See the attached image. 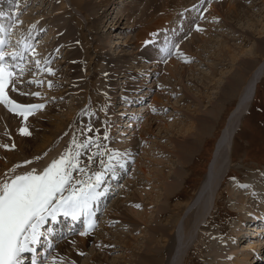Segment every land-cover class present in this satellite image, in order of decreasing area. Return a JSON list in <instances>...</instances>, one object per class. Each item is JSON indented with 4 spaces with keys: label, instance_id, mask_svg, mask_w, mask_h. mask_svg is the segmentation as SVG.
<instances>
[{
    "label": "rangeland",
    "instance_id": "rangeland-1",
    "mask_svg": "<svg viewBox=\"0 0 264 264\" xmlns=\"http://www.w3.org/2000/svg\"><path fill=\"white\" fill-rule=\"evenodd\" d=\"M6 1L8 3L7 6H10V13L8 14H11L12 20H14L10 24L14 22L16 25L14 27L16 29L10 28V31L7 30V43L11 45L10 49L12 48L13 51H16L19 46H22V53L24 46L31 54L41 52L40 54H36V56L43 59L40 61L39 67L32 64L33 61H31L30 64L31 66L33 65L31 69L34 68V70L26 73L23 72L24 74L19 76L14 85L16 89L21 86L29 87L31 90L35 89V87L38 88L42 96L39 94V96L30 97V99H45L46 102L43 104L44 109L50 104L54 105V109L49 112L51 119L55 118L56 120L59 118L61 122L57 124V122L48 120L38 129L40 122L43 120L42 117L47 116L48 112L46 113V109L41 112L43 114L42 116H36V119H32L34 122L30 126H36L43 140L47 141L56 138L43 154H35L30 160H25L28 152L33 153L39 147V140L34 138L35 136L32 134L33 128L30 135L22 136L19 129L23 126H18L9 118L8 120L12 122L10 125L11 129L13 127L12 130H9L10 135H12L9 144L15 145V147H10L9 150L6 149L3 153L7 152L13 155V158H4L5 165L10 160V163L13 165H7L8 167H2L0 169V183L5 181L9 182L8 176L11 177V173L17 176L21 175V173H26V171H32L33 169L36 171L44 163L45 159L49 158L47 156L52 155V158H55L56 156L61 157L69 151L72 152L73 150L71 148L74 146L73 141L75 140L77 125L80 122L91 120V112L94 106L95 112L98 115L103 116L105 120L109 119L111 123L110 125L109 121H107L109 129L113 128L112 123L116 126V128L112 129L113 131L110 137L116 138L118 136V139H111L113 141L110 142L117 141L118 146L116 148L121 154V159L113 158L110 162L111 166L119 163L115 161H121L120 164L122 165L124 162L127 170L115 182L119 187L115 191L116 195L113 194V191L112 195L108 196L110 199L107 204L104 207H100L101 215H99V219L101 218V221L99 228L93 233V235L95 234L94 238L92 235L91 243H88L80 252L74 250L72 253H65L68 250L67 248L73 245L72 240H75L80 233L73 232L65 240L58 242L59 244L56 246V250L52 253L53 264H131L136 259V254L139 253L137 249L141 248L139 245L149 247L150 243L148 242L153 241V235L156 237V241H161L159 239L160 234L156 230L161 228L162 225L163 227H165L164 225L172 226V221H167L168 216L170 217L174 214L172 209L176 206L179 208V210L177 208L176 210L178 214L181 213L180 219L178 220L180 225L181 218L187 212L186 207L189 204L188 202L191 203L192 198H195L194 194L206 174L207 165L212 157L214 145L219 138V134L225 126V121L228 116L236 108V91L239 85L236 84L234 88L228 89L229 85L236 78L238 79L237 72L242 66L247 65L248 62L251 64L250 68L246 71L247 75H249L264 60V0L256 1L255 4L252 3L253 0H238L239 2L237 4L236 2L232 3V1L237 0H221L219 3H224V5H220L221 7L219 6L217 11L223 15L221 16L218 13L219 17H216L215 14L212 16V6L209 8L210 10L206 8L207 10L205 11L209 10L205 18L206 20L198 19L196 21L194 27L191 29H194L193 34L190 37H186L183 42L178 36L179 38H177L173 49L167 51L166 56H163L161 61L152 60L148 62L145 66L146 71L141 72L142 75L138 77L137 81L131 79L129 76L131 72L126 73L128 78L130 77L129 79L121 78L123 74L119 73L122 70L123 72L128 71L131 67L133 68L135 66L134 63L136 62L134 60L136 56L133 52H136L137 49H134L136 44L133 42L136 39V33L148 30V27H154L153 25L161 18L154 16L151 19H140V16H143V12L147 7L146 0H103L110 1L112 7H102L101 9L98 7L101 4V0H86L88 5L86 4L84 9L89 8L90 10L85 11H81L83 9L75 3L76 0H27L28 3L18 9L14 8L16 5L14 3L19 0ZM160 2L161 0H156L157 5H160ZM229 4L233 6L241 4L239 5L241 7L237 11L233 7H228ZM186 5H189V1L184 6ZM246 7H249V9ZM113 8H116L115 11ZM91 11L95 12L96 17L99 18L97 22V25H99L98 33H91L93 25L91 22L87 24L86 19L91 17ZM112 13L114 14L112 15ZM129 14L136 15L140 18L132 16L129 19ZM61 15L67 16L69 21H67L68 26L72 27L73 32L75 31V42L79 43L80 33V35L86 36L84 40H86L87 44L82 54L84 53L83 55L86 56L92 52L94 55L92 60L91 58H87V63L84 61L86 69L84 72H81L77 66L76 68L72 66L68 69V65L65 63L67 58L65 59L63 56L66 54V50H63L64 54L62 53L58 57V53L53 54L51 49H49L52 46L55 48L56 42H61L58 40L59 35L58 37L53 35V32L56 30L54 27L59 28L56 24L58 23L57 18L62 17ZM111 15L113 18H116L114 22L120 17L124 19L118 29H115V27L109 28L108 23H104L109 20ZM8 20L10 21V17H8ZM132 20L134 25L132 24ZM136 20L138 21L136 22ZM144 21L147 22L146 26L143 24ZM43 22H45V25L42 24ZM27 23L29 28H26ZM41 24L44 26L42 27ZM35 29L36 31L33 33ZM37 31H42V33L39 32V35H36ZM113 31L114 33H112ZM162 32L163 30L158 31L156 34L150 32V38H153H151L150 42L153 45H158L161 39L164 40L160 38ZM166 34H168L170 40H174L169 37V33ZM31 37H33L32 40L30 39ZM203 40L208 41L205 46L201 44ZM108 41H115L114 44L117 43L118 45L114 48L112 44L109 45L108 43V47L111 46L112 48L106 47L103 49V43L106 44ZM192 41H196L197 44L192 48L193 53L186 50V47ZM52 43H55V45ZM152 43L147 44L145 49L149 50L150 48H154L152 47ZM191 46L193 45L191 44ZM71 49H74V46ZM105 51H108V54L112 55V57H117L121 60V63L113 62L114 74L111 78L116 81L114 83V93L108 100L109 105L101 107L102 105H96L93 100L94 96L97 95L94 92L98 90L96 87L98 84L97 77L94 76V73L98 71L97 65L104 66L106 64L108 58L104 53ZM95 52L100 54L97 59L94 54ZM47 54H50L53 59L50 63L45 64L44 61L47 59V56H44ZM68 57L70 58V56ZM239 63H242V66ZM120 66L122 68H119ZM43 68H51L54 74H46L47 78L42 73ZM22 69L23 67L20 70ZM28 69L30 68L28 67L26 71ZM174 69L179 71V76L173 77L170 74V70L173 71ZM31 74L33 75L32 77ZM126 74L125 77L127 76ZM76 76H79V84H84V88L79 90L84 100H82V106L77 112L72 109V106L77 101L79 95H74L75 92L68 91L69 83ZM52 77L57 81V89L64 91L60 98L54 97L53 99H49V96L45 93L47 80ZM30 81L32 82L29 84L28 82ZM35 81H39V83L36 84ZM117 82L122 83L118 86ZM163 83L166 84L162 89ZM135 84L141 85V87L135 88L137 86ZM137 90L140 93L142 92L143 99H134L135 94H139ZM164 90L171 92L173 96H170L167 101H163V105L157 104L153 100H156V97L159 96L158 94L163 93ZM122 91L127 94V97H121ZM51 92H53L52 89ZM8 94L11 100L17 101L16 99L18 98L15 96L17 94L14 95L15 97L10 96L12 91ZM23 99H25V96H23ZM124 102L127 104H123ZM2 105L0 110L7 117L8 113L5 110L8 108L4 104ZM85 105L89 109L82 108ZM91 106L92 108H90ZM120 106L123 109H120ZM11 117H13V114ZM16 117L18 119L19 117L23 118V116H18L17 114ZM207 118H210L212 121V127L210 133L204 136L203 142L199 144V140H195L196 132L199 131L200 122L207 120ZM63 120H65V123L70 120L67 125L68 128L63 134L58 135L57 133L62 127ZM127 122L133 124L128 125L126 124ZM120 123L123 127L120 126ZM0 128H3L1 124ZM121 128L124 133L119 137V130ZM151 130L154 132L153 134L150 132ZM115 132L117 133L114 136ZM17 136L28 140L24 142L25 144L22 143L23 150H19L18 148L19 138ZM234 136L232 153H230V174L218 192V200L212 208V212L209 213L208 220L205 223H203L205 219L202 220V224L200 223L191 230V240L186 246L187 249H184L185 251L182 257H179L178 264H205L202 257H206L208 254L214 259L213 264H253V259H249V256H246L249 260L246 261L244 259L246 255L244 251L250 252L249 249L251 248L247 243L250 240L244 241V239H247L246 233L248 234V231H245L247 222L244 220L250 219L254 214L258 213L257 211L260 208H258L256 203L249 204L245 201L243 203L245 206L241 204V195H244L243 189L246 190L245 188L247 187L245 182L251 180V178L255 180L260 178L261 181H264V79L256 86L254 99L248 111L244 112L241 118V124ZM185 141L195 146V148L188 150L189 152L194 151V153L187 160L186 164H179L177 163V156L179 152L182 153L181 145L185 144ZM121 142L122 145H128V148L121 150L124 148V146H121ZM107 149H110L109 152L114 150V144L111 145L108 143ZM89 158L90 156L85 157L83 160L86 161L85 163H88L90 168L85 164L84 166L86 167H83L85 171L80 174L82 178L84 177L83 180L89 181L92 178L91 180L94 181L93 174L95 172L93 173V169L99 171L101 170L99 167L106 164L103 163L101 166L92 168V163H89ZM25 161H31V163L26 164ZM16 165H20V167H15ZM111 170L105 176L106 181L104 180L103 188L107 185V181L111 175L116 177L121 172L120 169ZM116 170L118 171L115 172ZM99 172L101 173V171ZM80 174L78 178L81 176ZM73 176H76V174H72ZM230 179H233V182L230 183ZM176 180L181 183L180 188L172 192L164 190L163 186L166 182L171 184L172 181L174 183L177 182ZM229 185L231 186L229 187ZM166 191L167 193L165 195ZM105 197H107L106 194ZM167 198L169 199L168 201ZM101 199L104 200L103 198ZM136 205H139V207H136ZM210 206L212 207V204ZM164 207H167L168 210L166 208L165 211ZM261 218L262 216L259 219ZM154 224H157V227ZM263 224V222L255 223V227L258 226V229H256L253 235L254 238L251 239L252 242L254 241L252 247H254L253 244L257 248L261 244L264 245ZM150 226L152 229L149 228ZM185 227L186 225L182 221L181 228L178 227L174 231L175 236L183 235ZM177 229L178 232L180 231L179 233L176 231ZM241 229L244 231H241ZM151 230L155 232L153 231L154 233L152 232V234ZM219 230H224V233L218 235ZM239 233V236L245 234L243 239L236 237ZM212 234L218 236L217 238L219 240L221 239V246L227 245L226 247L222 246L223 248L220 253L212 250L208 252V249H206L207 247H211V244L207 245L208 242L206 239L207 237H211ZM151 235L152 237H150ZM133 238L140 240L134 242L133 240L136 239ZM143 238L145 239L143 240ZM172 246L175 248L174 243ZM141 249L143 251V248ZM205 254L207 255L205 256ZM221 254L223 257H220L222 256ZM171 255L166 257V264H171L169 262ZM54 258L59 259L61 262L58 260L55 263ZM261 262L260 264H263Z\"/></svg>",
    "mask_w": 264,
    "mask_h": 264
},
{
    "label": "bare ground",
    "instance_id": "bare-ground-1",
    "mask_svg": "<svg viewBox=\"0 0 264 264\" xmlns=\"http://www.w3.org/2000/svg\"><path fill=\"white\" fill-rule=\"evenodd\" d=\"M188 1H189V5L184 6L185 4H187ZM219 1H221V0H196V1L195 0H161L160 5H157L156 4V0H146L147 7H146V10L143 12V16H140L141 17L140 18V17H138L136 15L134 16L132 14L131 15L129 14L128 18L131 19L132 16L133 17H138V18L143 19V20L144 19L146 20L148 18L151 19L154 16L157 17V18H160V17L161 18H160V20H158V22L156 24L153 25L155 28L154 27H152V28H154V29L148 27L147 29L150 30L149 32H148V30H143L142 32H138L140 34L136 33V35H135V38H136L135 40L136 41L134 40V42H133L134 44H136L134 49L135 48L137 49L136 52H133V53H135V56H136L135 60H134L136 63H134L135 66H133V68L132 67H131V69L129 68L130 70L125 71V72H123V70H122L119 73V74H123L121 78H126L127 79L128 78L127 74L129 72H131V73H129L130 74L129 76L131 77L132 80L134 79L135 81H137L138 77H140V75H142L141 72H145L146 71V69H145L146 64L148 62H150L151 60H157L158 59V57H159L158 53H153L152 51H149L151 48L150 49L148 48L149 50L145 49L147 44L152 43V42H150V40L152 38V37L150 38V36H151L150 32L156 34L158 31H162L163 30V32L169 33V37L171 39H174L175 38L174 37L175 34H177L179 36L182 31L187 30L188 28H190V26L194 23L193 21H194V18L197 16V14H199L203 20H206L205 18L207 17V14H208V12L210 10L209 8L211 6H212L211 12L213 13L212 16H214V14L216 15V17L219 14L222 16L223 14L219 13V11H217V9H218V7L220 5L223 6L224 3H221V2L219 3ZM256 1H261V0H255V1L253 0L252 3L255 4ZM234 2H236V4H237L239 1L238 0L237 1H232V3H234ZM5 3H7V1L0 0V39H4L5 42H7L6 32H7L8 28L6 27V25H5L6 22H4V21H5V18H8V14H7L8 13V9L5 7ZM13 3H14V1H13ZM26 3H28L27 0H19L16 3H14V4H16L14 8L18 9V8L22 7ZM75 3L77 5H79L83 9L81 11L90 10L89 8L84 9L86 7V4L88 3V2L86 3V0H76ZM225 3H228V2H225ZM231 4H229L228 7H231V8L233 7V9H235L237 11L239 10V7H241V6H239L241 4H239L238 6H233ZM215 5H217V6H215ZM43 6H45V5H43ZM108 6L109 7L111 6L110 5V1L101 0V4L98 7L101 9L102 7H108ZM181 6H182V9L180 10ZM8 7H10V6H8ZM206 8H208L209 10L205 11V10H207ZM246 8L249 9V7H246ZM115 9L116 8H113L114 11H115ZM178 10H180V11H178ZM113 14L114 13H112V15ZM112 15H111V17L108 20L109 22L106 21L104 23L105 24L108 23L107 25L109 26V28L115 27V29H118L124 19L120 17V18L117 19L116 22H114V20L116 18L115 17L113 18ZM226 15H227V13H226ZM244 15H246V14H244ZM61 16L62 17H58L57 18L58 23L56 22L57 23L56 25H58L59 28L54 27L56 30L53 32L54 36L58 37V35H59L58 40H60L61 42L60 41H59L60 43L56 42V46H55V48L57 47L56 50H55V48H53V46H52V48H49V49H51L53 54L54 53H58L57 54L58 57L61 56V54L66 50L67 51L66 54H65L66 56L65 55H63V56H64L65 59L67 58L65 63H67L68 69H70L72 66L74 68H76V66H77V68L80 69L81 72H84V71H86L85 66H84V61L86 62L87 58H91V60H92L94 55L92 54V52H91L90 55H86V56L83 55L84 53L82 54V51L83 50L85 51V45L87 44L86 40H84V37H86V36L80 35L81 34L80 33L79 34V43L75 42V40H76V39L74 40L75 31L73 32L72 27L68 26L69 25L68 24L69 21H68L67 16H63V15H61ZM116 17H117V15H116ZM86 20H87V24L91 22L92 25H93V27L91 28V33H98L99 25H97V22L99 21V18L96 17V13L92 12L91 13V17L86 19ZM137 21L138 20H136V22ZM44 23L45 22H43L42 24H44ZM12 24H10L9 26L12 27L13 26ZM42 24H41V26L43 27L45 24L44 25H42ZM132 24L134 25L133 20H132ZM143 24H145L144 26H146L147 22L144 21ZM78 25H79V23H78ZM171 25H173V26H171ZM54 28H53V30H54ZM35 31H36V29L33 30V33ZM193 31H194V29L190 30V32L187 34L186 37H190L193 34ZM39 32L42 33V31H37L36 35H39L38 34ZM112 33H114V31ZM109 34H111V33H109ZM82 36H83V38H81ZM161 41H162V39L158 43H161ZM206 41L207 40H203L201 42L202 46H205L208 43V41L207 42ZM114 42H112V41L109 42L108 41V42H106V44L103 43L102 48L105 49L106 47H108V43H109V45L112 44L113 45L112 47L115 48L118 44L117 43L114 44ZM52 44L55 45V43H52ZM191 44L193 46H191ZM126 45H128V43H126ZM152 45H153V43H152ZM195 45H197L196 41L190 42V45H188L186 47V50L187 51H191L193 53L194 51H192V48ZM72 46H74V49H71ZM148 46L151 47L150 45H148ZM262 46H263V44H262ZM8 47H9V44H8ZM112 47L110 46L108 48H112ZM221 49H223V48H221ZM222 51H225V50H222ZM9 52H11V51L9 50ZM227 52L229 53V51H227ZM104 53L107 55L108 60H107V62H106V64L104 66L97 65L98 71L96 73H94V76L97 77V83L98 84H97L96 87L98 88V90H97V92H94V93H97V95L94 96L93 100L96 103V105H99V104L102 105L101 107H105V105H109L108 104L109 103L108 100H109L110 96L114 93V83L116 81L111 78V77H113V74H114V72H113V69H114L113 68V62L116 61V62L121 63V60H119L117 57L116 58L112 57V55L108 54V51H105ZM9 54H11V53H9ZM94 54L96 55V59L100 55L97 52H95ZM31 56H32V61H33L32 64H34L35 66H36L35 61H39L40 62V61L43 60L39 56H36L35 53H32ZM68 56H70V58ZM44 57H46L47 58L46 60H48L49 62H51V60L53 59V57L50 56V54H47ZM239 64L242 66V63H239ZM250 65L251 64H249V62H248L247 65L242 66V68L240 70H238V72L236 71L238 79L236 78L234 80V82L233 83L231 82L230 85H229L228 89L234 88L236 84L239 85V88L236 91V96H237L236 97V104H235L236 108H235L234 111L231 112V115H229L227 120L225 121L226 124L222 128V131L219 134V138L216 141V144L214 145L213 154H212V157H211L212 161H210L211 163L208 162L207 166H209V168H207L206 174L204 175V177L202 179V183L200 184V186L198 187V189L196 190V192L194 194L195 198H192V201L194 199L195 200L193 202L191 201V203L188 202L189 204L186 207L187 208V212L184 214V217L181 218V222L179 221L180 225L178 223V220L180 219L181 213L178 214L177 210H179V208H177V206L174 207L172 209L174 211L173 216H170V217L168 216V218H167V221L169 220L168 222L172 221V224L170 223L172 226L164 225L165 227H163V225H162L161 228L156 230V232H158L160 234L159 235L160 236L159 239L161 241H158V240L156 241L155 240L156 237L154 235L152 237V235H151L150 237H152L153 241L150 238L151 241L149 240L150 242H148V243H150V245L148 244L149 247L148 246H146V247L144 246L145 247L144 248V247H142V245L141 246L139 245V247L143 248V251H141L142 250L141 248H137L139 253L136 254V255L137 256L139 255V257L135 256L136 259H134L133 262L131 261L132 262L131 264H166V257L168 255H171V254H172L171 258L169 257L170 258L169 262L171 264H178L179 257L180 256L182 257V254L185 251L184 249H187L186 246L191 240L190 239L191 238V230H193L195 226L199 225L202 222V220L205 219L203 223H205L208 220L207 217H209V213L212 212V208L215 206V204H216V202L218 200L217 199L218 198V196H217L218 192H219L221 186H223L224 182L226 181L225 179L230 174V171H229L230 162H231L230 153H232L231 150H232V146H233V139L235 138L234 135L236 133V130H238V128H239V126L241 124V118L244 115V112L248 111V109L250 107V104L252 103V100L254 99L256 86L259 83H261L263 81V79H264V60L261 62V64L257 65V68L255 67L256 69L254 68L255 70H253L251 73H249V75H247L246 71L250 68ZM20 67H21V65H20ZM20 67H19V71H20ZM252 67H254V66H252ZM119 68H122V67L120 66ZM30 70L32 71V70H34V68L30 69ZM40 71H41V68H40ZM20 73H21V71L19 72V75H20ZM42 73L46 77L49 74L46 71L45 68H43ZM125 74L127 75L126 77H125ZM170 74H172L173 77H176V76H179V71L177 69H174L173 71L170 70ZM53 77H55V76H53ZM53 77L49 78V80H47V84H46L47 88L45 90V93H46V95L49 96V99H53L54 97L60 98L61 95L64 93L63 90L60 91L59 89H57V85L58 84H57V81H55V78H53ZM78 77L79 76H76L75 78H73L71 80V82L69 83V86H68V91L75 92L74 95H76V94L79 95L77 97V101L72 106L73 107L72 109H74L76 112L82 106V100H84L82 95L79 92V90L84 88V84H82L83 87H82L81 84H79ZM35 82L37 84V82H39V81H35ZM49 83H51V87H49ZM120 83H122V82H119L118 86H119ZM12 84H13V82H12ZM12 84L10 85V89L8 91H6L7 89H5V93H6L7 96H9L8 93L12 91L11 90ZM165 84L166 83L162 84V87H161L162 89H163V86H165ZM135 85H137V84H135ZM54 86H56V87L54 88ZM37 87H39V86H37ZM139 87H141V85L135 86V88H139ZM51 89L53 90V92H51ZM124 91H122V95H121L122 98L123 97H127V94L124 93ZM126 92H128V91H126ZM137 92H139V90H137ZM22 93H26V94H22ZM32 93H39L42 96V93H40L38 88L35 87V89L31 90V89H29V87H22V86L18 88V91H12V94L10 96L11 97H15L16 96L18 99H16L17 101H15V102H17L18 104H21V105L44 104L46 102V100L43 99V98L42 99L40 98V99H37V100L30 99V97H32V98L36 97V95H32ZM15 94H17V95H15ZM141 94H142V92L141 93L139 92V94L136 93L134 99H136V100L137 99L139 100L141 98L143 99L144 98L143 94L142 95ZM158 95L159 96L156 97V100L154 99L153 101L157 102V104H162V105L164 104L163 101H167L170 96H173L171 92H168V91H165V90L163 91V93L158 94ZM23 96H25V99H23ZM105 99H107V100H105ZM130 102H132V101H130ZM134 103H135V101H134ZM2 104L3 103H0V107L3 106ZM123 104H127V103L124 102ZM53 106L54 105L50 104L48 107L45 108L46 109V113L47 112L48 113H47L46 117H42L43 120L40 122V124L38 126V129H40L45 124V121H48V120H52L53 122H57V124H60L61 120L59 118H57L56 120H55V118L51 119V115H50L49 112H51V110L54 109ZM45 109L43 108V109L37 110V111H35L33 113V115L32 114L28 115V118H27L26 121L24 120V118H21V117H19V119H18V117H16V114L14 112L9 111V108L7 110H5V111L8 113V115L12 116V114H13V117L8 116V115L6 117V114H4L2 112V110H0V124L3 126V128H0V169L2 167H8L9 165L10 166L13 165V164L10 163V161H11L10 159H9L10 161H8V164H6V165L4 164V158H9V157H12L13 155L10 154V153H7V152L3 153L4 150H6V149L9 150L10 149V147L9 148H5V147H3V145H9V146L12 145V144H9L11 142V139H12L11 138L12 135H10V131H9L11 129L10 125L12 124V122H10L8 120L9 118L13 121V123L15 122V124H17L18 126L21 125V126L25 127L29 132H31V130L33 128V133L32 134H33V136H35L34 138L39 140L40 145H39V147L37 149L34 150L33 153H29L27 151L28 154L27 155L24 154V155H26V159L25 160H30L31 157H33L35 154H43L44 151L46 149H48L49 146L53 143V140L56 137L51 139V140L45 141L41 137L42 135L41 136L39 135L36 126H34V127L30 126L31 123L34 122V120H32V119H34L36 116L37 117L42 116L43 114H41V112H43V110L45 111ZM120 109H123V107H120ZM93 112H95V107L94 106H93V111L91 112V117H92L91 120L80 122V123H78L79 125H77V129H76V133H75V140H74L75 143H74L73 148H71V149L73 150L72 151L73 155L78 151L80 153V156L78 157V160H79L78 168L73 170L72 174H76L77 175V172L80 171L79 169L82 168L86 164L85 163L86 161L83 160L85 157H89L90 156L91 159H90L89 163L90 162L92 163V168H96L98 166H101L103 163L104 164L105 163L106 164L107 163L110 164V162L112 161L113 158L121 159V154L116 148V146H118L117 141L113 142V143L110 142V141H113L111 139H115V140L118 139L117 138L118 136L116 138H113V137L111 138L110 137L111 133L113 131L112 129L116 128V126H114L113 123H112L113 128L109 129L108 128L109 127L108 126V122H107V121H109V119L105 120V118L103 116L98 115L96 112H95L96 114L93 113ZM133 115H134V113H133ZM69 121L70 120H68V122L65 123V120H63L62 127L59 129V132L57 133L58 135L59 134H63L67 130V128H68L67 125H68ZM109 123H110V121H109ZM126 124L132 125L133 123H130V122L128 123L127 122ZM110 125H111V123H110ZM211 125H212V121L210 120V118H207V120H204V121L200 122L199 131L196 132V138H195V140H199V144H200V142L201 143L203 142V140L205 138L204 136H206V135H208L210 133V130H211V127H212ZM120 126L123 127L122 124ZM120 126H118V127H120ZM12 129H13V127H12ZM108 129H109V132H108ZM121 131H122V128L119 130V132H120L119 133L120 134L119 137H121L122 134L124 133L123 131L122 132ZM150 132H152V134L154 133L152 130ZM116 133L117 132H115L114 136L116 135ZM146 133H148V132L146 131ZM16 134H18V133H16ZM140 136H142V135H140ZM17 138H19V137L17 136ZM24 138H26V137H24ZM140 138H142V137H140ZM19 139H20V142H19ZM19 139H18V144H17L18 148H19V150L20 149L23 150L22 149L23 148L22 147V143H24V142H26L28 140L23 139L21 137ZM85 141H91V143L88 145V147H86V148H78L77 147V145H79V144H81V143H83ZM108 143H110L111 145L114 144V150H112L111 152H109L110 149L106 150V147H107ZM121 146H124V148H122L121 150H124V149L128 148V145H126V146L122 145V142H121ZM193 146L194 145L192 143H188V141H185V144L181 145L183 151H182V153L179 152V154L177 156L178 157V160H177L178 162L177 163H179V164H186L187 163V160L189 158H191V156L194 153V151L189 152L188 150L195 148V146L194 147ZM47 157H49V158L45 159L44 163H42L41 166L38 165V166H40V168L37 170L38 171L37 173L41 172V169L44 168L46 165H48L50 162H53L54 160H57V157L52 158V155L47 156ZM110 157H112L111 160L109 159ZM115 162H121V161H115ZM108 166H111V164L108 165ZM112 166H115V165H112ZM84 167H86V166H84ZM92 168H91V171H92ZM96 170L97 169H93V173L94 172L96 173ZM8 171H10V170H8ZM99 171H101V170H99ZM99 171H97V172H99ZM26 172H28V171H26ZM101 173H102V171H101ZM119 177H120V175L116 176V178H115L116 181H117V179ZM178 180H179V178H178ZM178 180H176L177 182H175V183L172 181L171 184L166 182L165 185L163 186L164 190H168L170 192L176 191L178 188H180V184H181V183H179ZM253 180H255V179L251 178V180L245 182V185L247 187L245 188L246 190L243 189V192H244L243 194L244 195L239 194V195L242 196L241 204H243L245 201H246V203H249V204L256 203L258 208H260L257 211L258 213L254 214L250 219H246V222H249V223L252 224V225L249 224L250 226L246 225V227H245V231L248 228L247 229L248 234L246 233L247 236L250 235V231L251 232L254 231V223L259 221L258 219L260 218V216H262L261 219L264 221V181H261L260 178L258 180H255V181H253ZM73 181H76V179H74ZM110 181L113 182L114 181V177ZM111 182H109V183H111ZM229 182L230 183L233 182V179H230ZM230 186L231 185H229V187ZM237 187H239V186H237ZM117 189L118 188L115 186V184L108 185V188L105 189L104 192H103L104 194L102 196H100L99 198H103L104 199L105 194L108 196L109 194H112L113 191H115ZM166 193H167V191L165 192V195H166ZM168 200L169 199L167 198V201ZM210 204H212V207L210 206ZM159 207H161V206H159ZM166 208L167 207H164L165 211H166ZM176 208H177V210H176ZM184 209H185V207H184ZM95 210L97 211V208H95ZM167 210H168V208H167ZM165 211H163V212H165ZM163 212H161V213H163ZM134 215H136V214H134ZM145 218H146V216H145ZM150 219L154 220L152 218H150ZM182 221H184V224L186 225L185 232H184L183 235H180L181 237L180 236L176 237L175 234H174V231L178 227L181 228ZM259 222H261V221H259ZM156 225L157 224H154V226H156ZM159 226H161V225H159ZM149 228L152 229L151 226ZM66 231L67 232H72V229L67 227ZM153 231L151 230V233ZM176 231L178 232V229ZM241 231H244V230L241 229ZM259 232H260V230H259ZM221 233L223 234L224 230H219L218 231V235H222ZM92 235L93 234L83 235V236L81 235L80 238H76L75 240L73 239L72 240L73 245L69 246L67 248L68 250L66 249L67 252H65V253H72V252H74V250L77 251V252H80V250L82 248L86 247L88 243H91ZM94 235H93V238H94ZM239 235H240V233L236 236L238 239L239 238L243 239L244 236H245V234L244 235L241 234V236H239ZM174 236L176 237V239H175ZM225 236H227V235H225ZM140 237H143V236H140ZM217 237L218 236H216L214 234H212L211 237H207V239H206L207 242H208L207 245L211 244L210 248H208V247L206 248L205 247L206 249H208V252H209V250H212L214 252L220 253V251H222V248H223L222 246H225V247L227 246L226 244L221 246L222 241H220L221 239L219 240ZM248 238L250 239V241H248L247 243L249 244V246H251V248L249 250H250V255H251L252 259H253V256L259 255L261 253L260 252L261 250L259 251V248H262L263 246L261 247V245H259V247L257 248L253 244V246H255V247H252V243L254 241L252 242L251 239H253L254 236L253 237H248ZM133 239H136V240H133L134 242L140 240L138 238H133ZM144 239L145 238H143V240ZM257 239H258V237H257ZM52 240H53V243L56 244V240L53 239V238H52ZM263 242H264V240H263ZM143 243H145V242H143ZM173 243H174L175 248H173V246H172ZM139 249H140V251H139ZM244 252L246 253L244 259L246 261L251 259V258H249V259L247 258L248 256L250 257L249 251H244ZM51 253L49 255H51ZM263 254H264V252H263ZM206 255L207 254H205V256ZM220 257H223V255L220 256ZM202 258L204 259V263L205 264H213L214 263V259L212 257H210L209 254L206 257H202ZM258 259L259 258H255V261H253V264H260V262H259L260 260H258ZM52 262H53V258H52ZM222 264H226V263H222Z\"/></svg>",
    "mask_w": 264,
    "mask_h": 264
},
{
    "label": "snow or ice",
    "instance_id": "snow-or-ice-1",
    "mask_svg": "<svg viewBox=\"0 0 264 264\" xmlns=\"http://www.w3.org/2000/svg\"><path fill=\"white\" fill-rule=\"evenodd\" d=\"M4 43L5 41L0 40V46ZM7 55L15 58L16 54L0 51V103L8 107L9 111L23 116L26 121L28 115L43 109L44 105H21L6 95L5 89L8 88L12 77V72L3 63ZM35 63L39 67L40 62L35 61ZM44 63L50 62L45 60ZM46 71L53 74L51 68H47ZM11 90L18 91L14 84ZM32 95L39 96V93ZM19 132L26 136L31 134L25 127H21ZM90 143L91 141H85L77 147L86 148ZM3 147L14 148L15 145H3ZM79 156L78 151L74 155L69 151L60 159L54 160L40 174H35L33 169L24 175L15 176L10 182L0 183V264H21L22 254L31 251V245L39 242L41 235L39 229L47 218L55 221L57 215H63L76 220L80 215L87 213L92 203L104 194L97 191L103 179L100 172L93 174L94 181L90 179L73 182L72 171L78 168ZM109 159L111 160L112 157ZM88 227L91 228L93 225L89 223ZM87 234V232L81 233V235Z\"/></svg>",
    "mask_w": 264,
    "mask_h": 264
}]
</instances>
